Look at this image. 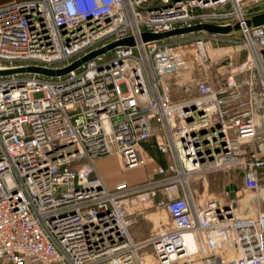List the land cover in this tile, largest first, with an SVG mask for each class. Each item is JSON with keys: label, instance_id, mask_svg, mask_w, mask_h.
Wrapping results in <instances>:
<instances>
[{"label": "built area", "instance_id": "1", "mask_svg": "<svg viewBox=\"0 0 264 264\" xmlns=\"http://www.w3.org/2000/svg\"><path fill=\"white\" fill-rule=\"evenodd\" d=\"M261 11L264 0L1 5L0 69H58L116 40L134 44L64 74H0V264H264V209L238 215L225 189L234 182L213 197L191 183L223 169L245 190L264 184V23H246ZM236 22L226 33L142 38ZM241 50L245 61L213 74ZM254 71L259 93L252 77L247 87L238 79ZM147 143L171 159L141 182L109 186L97 161L116 155L123 171L144 166ZM143 220L153 224L137 239Z\"/></svg>", "mask_w": 264, "mask_h": 264}, {"label": "rangeland", "instance_id": "2", "mask_svg": "<svg viewBox=\"0 0 264 264\" xmlns=\"http://www.w3.org/2000/svg\"><path fill=\"white\" fill-rule=\"evenodd\" d=\"M192 37L193 35H189ZM243 36L239 33H237L236 39L241 42ZM247 56V52L245 50L238 51L237 53L233 54L232 60H225L220 63H216L212 66V72L213 74H220L225 69H228L232 65H237L238 63H241L245 61ZM224 64V65H223ZM250 77L253 78V86L252 89L254 92H262L263 91V84L261 82V79L259 77V74L254 72H244L238 75V79L240 82H242L243 87H247L248 85L245 84V81H247ZM174 90V89H173ZM258 101H262V97H258ZM257 125H258V131L261 133L258 136V143H262V146H264V111H258L257 113ZM116 158H113V162L116 161ZM116 163V162H115ZM118 163V161H117ZM145 166V165H144ZM151 166V165H150ZM148 165H146L144 168L148 169ZM120 169V168H119ZM136 169V168H135ZM131 170V171H130ZM129 171H124L125 175L132 173L133 169H130ZM230 182L237 183L238 185L242 184L241 177H234L230 176L227 170L223 169H217L214 171L209 172L205 178L200 179H194L192 180V185L195 184L198 192L199 197H213L216 195H220L223 193V189L225 184H228ZM235 207H236V213L238 215H245L249 212H257L259 209H264V184L260 186V188L256 191L252 190H245L240 187V191L235 197H232ZM148 221V220H146ZM149 227H152V222L148 221ZM30 260L26 262V264H29Z\"/></svg>", "mask_w": 264, "mask_h": 264}, {"label": "water", "instance_id": "3", "mask_svg": "<svg viewBox=\"0 0 264 264\" xmlns=\"http://www.w3.org/2000/svg\"><path fill=\"white\" fill-rule=\"evenodd\" d=\"M246 23L248 25L253 24V25H259L264 23V11L258 12L254 15H252L250 18L246 19ZM240 27L239 22H236L234 25H227V26H222V25H217V24H212V23H198L192 26H185V27H179L175 28L172 30L164 31V32H159V33H154V32H143L142 33V38L143 40H152V39H162L171 35H176V34H181V33H186L190 31H196L199 29H206L208 31L212 32H220V33H226L228 31H231L233 29H238ZM118 44H134V39L133 37H126L120 40L113 41L106 46L100 47L98 49H95L88 54L82 56L81 58L75 60L73 63L70 65L63 67V68H58V69H52V68H46L42 66H35V65H30V66H23V67H15V68H8V69H0V74L5 75V74H11V73H16V72H24V71H29V72H36V73H41L45 75H58V74H64L67 71L77 67L78 65L82 64L86 60L92 58L93 56L105 52L106 50L112 48L115 45ZM225 189L229 191L231 197H235L236 195V189H237V184L236 183H230L225 186ZM228 203V201H226Z\"/></svg>", "mask_w": 264, "mask_h": 264}, {"label": "crops", "instance_id": "4", "mask_svg": "<svg viewBox=\"0 0 264 264\" xmlns=\"http://www.w3.org/2000/svg\"><path fill=\"white\" fill-rule=\"evenodd\" d=\"M14 1L15 0H0V6L9 4ZM146 150L148 154L150 155V159L146 164L149 166L148 169L144 168L146 165L139 166V167H136V169L133 168L132 173L130 174L128 173L126 175H125V172L122 170L119 158L116 155H107V156L100 158L97 161V165L106 183L109 186L113 187L118 181L122 179H126L132 183L141 182L145 180L153 172L154 167L158 163L165 164L168 162V160L171 159L170 155L161 153L158 149L151 147L149 143L146 144ZM113 158H116L117 160L115 159L116 161L113 162L112 160ZM129 170H126V171H129ZM232 175L234 177H238L237 174L235 173H232ZM192 186L194 189H197L195 184H193ZM239 191H240V185L236 189V195L239 193ZM257 212H249L247 215H253ZM148 223H149L148 221L143 220L138 226L133 228L132 231L137 239H142L147 236L150 230V227H149L150 225H148Z\"/></svg>", "mask_w": 264, "mask_h": 264}]
</instances>
